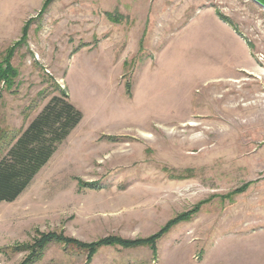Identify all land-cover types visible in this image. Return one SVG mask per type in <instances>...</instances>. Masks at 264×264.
<instances>
[{
	"label": "rangeland",
	"instance_id": "374dc122",
	"mask_svg": "<svg viewBox=\"0 0 264 264\" xmlns=\"http://www.w3.org/2000/svg\"><path fill=\"white\" fill-rule=\"evenodd\" d=\"M44 1L0 0V156L58 87L82 119L0 203V264L42 233L145 238L196 206L153 247L52 240L28 264H264V8Z\"/></svg>",
	"mask_w": 264,
	"mask_h": 264
},
{
	"label": "trees",
	"instance_id": "16d2710c",
	"mask_svg": "<svg viewBox=\"0 0 264 264\" xmlns=\"http://www.w3.org/2000/svg\"><path fill=\"white\" fill-rule=\"evenodd\" d=\"M51 0H45L42 10ZM28 22L23 26L22 38L26 36ZM15 45L7 49L6 56L0 62V77L7 79L10 69L8 59ZM4 65V66H3ZM58 93L52 95L41 110L30 120L28 125L15 136L5 142V149L0 156V203L13 201L30 183L35 174L49 160L58 145L67 138L70 132L82 119V112L69 100L66 92L58 87ZM0 129V142L4 135ZM85 185V183L83 184ZM87 185H94L89 183ZM193 209L181 213L166 222L154 234L145 238L125 239L119 236H106L94 242H83L76 238L56 233H42L33 244L22 246L30 248V255L21 263L28 264V260L41 254L43 247L50 241L75 246L87 251V258L102 246L119 245L133 247L139 245L154 246L155 241L172 225L180 220L187 219ZM33 257V259H34Z\"/></svg>",
	"mask_w": 264,
	"mask_h": 264
},
{
	"label": "water",
	"instance_id": "95a60500",
	"mask_svg": "<svg viewBox=\"0 0 264 264\" xmlns=\"http://www.w3.org/2000/svg\"><path fill=\"white\" fill-rule=\"evenodd\" d=\"M252 1L258 4L259 6H261L262 8H264V0H252Z\"/></svg>",
	"mask_w": 264,
	"mask_h": 264
},
{
	"label": "bare ground",
	"instance_id": "6f19581e",
	"mask_svg": "<svg viewBox=\"0 0 264 264\" xmlns=\"http://www.w3.org/2000/svg\"><path fill=\"white\" fill-rule=\"evenodd\" d=\"M189 124H194V122L193 121H189ZM149 136V135H148Z\"/></svg>",
	"mask_w": 264,
	"mask_h": 264
}]
</instances>
